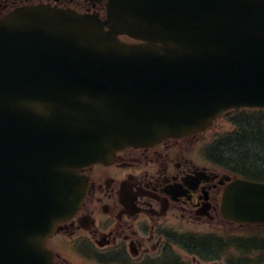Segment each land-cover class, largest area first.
<instances>
[{
    "label": "water",
    "instance_id": "water-1",
    "mask_svg": "<svg viewBox=\"0 0 264 264\" xmlns=\"http://www.w3.org/2000/svg\"><path fill=\"white\" fill-rule=\"evenodd\" d=\"M87 1L106 19L45 5L0 19V264H53L79 167L264 108V0ZM224 214L264 223V184L232 183Z\"/></svg>",
    "mask_w": 264,
    "mask_h": 264
},
{
    "label": "flooded vegetation",
    "instance_id": "flooded-vegetation-1",
    "mask_svg": "<svg viewBox=\"0 0 264 264\" xmlns=\"http://www.w3.org/2000/svg\"><path fill=\"white\" fill-rule=\"evenodd\" d=\"M37 5L102 12L83 0H0V18ZM224 126L127 147L78 168L86 183L82 203L45 242L55 264H264L259 228L224 216L233 172H244L230 168L227 157L239 136L213 144ZM244 133L243 128L240 137ZM228 225L237 226V233H229Z\"/></svg>",
    "mask_w": 264,
    "mask_h": 264
},
{
    "label": "trees",
    "instance_id": "trees-1",
    "mask_svg": "<svg viewBox=\"0 0 264 264\" xmlns=\"http://www.w3.org/2000/svg\"><path fill=\"white\" fill-rule=\"evenodd\" d=\"M258 120L261 121L262 116ZM246 121L247 119L243 123L246 133L228 147L227 157L232 165L244 168L246 175L264 181V136L260 130L252 127V123L248 126Z\"/></svg>",
    "mask_w": 264,
    "mask_h": 264
},
{
    "label": "rangeland",
    "instance_id": "rangeland-1",
    "mask_svg": "<svg viewBox=\"0 0 264 264\" xmlns=\"http://www.w3.org/2000/svg\"><path fill=\"white\" fill-rule=\"evenodd\" d=\"M226 120H229L228 118H225ZM222 121V120H221ZM220 121V122H221ZM223 128V130L221 131L222 133H226V132H228L230 129H231V126H230V122H225V126L224 127H222ZM228 228H229V233H231V232H234V233H237L236 232V229H237V226H234V225H228ZM232 230V231H231ZM247 230H249V228H247ZM244 231H246V230H244ZM232 251H234V250H230V252H228V258L229 259H232L233 258V256H232ZM234 255H235V253H234Z\"/></svg>",
    "mask_w": 264,
    "mask_h": 264
}]
</instances>
